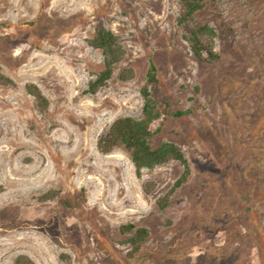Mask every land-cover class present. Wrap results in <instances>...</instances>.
Returning a JSON list of instances; mask_svg holds the SVG:
<instances>
[{"label":"rangeland","instance_id":"obj_1","mask_svg":"<svg viewBox=\"0 0 264 264\" xmlns=\"http://www.w3.org/2000/svg\"><path fill=\"white\" fill-rule=\"evenodd\" d=\"M182 14L179 0H0V70L14 80L0 83V264L18 255L35 264H264V0L210 1L185 23ZM203 22L217 30L210 62L184 39ZM98 25L126 53L92 93L88 82L103 68L89 42ZM151 61L162 110L151 143L176 141L191 166L172 192L177 161L138 173L125 146L98 147L117 117L141 116ZM127 67L134 76L122 80ZM30 82L49 99L46 110ZM80 136L83 163L66 180L57 155ZM137 227L148 235L133 249Z\"/></svg>","mask_w":264,"mask_h":264},{"label":"trees","instance_id":"obj_2","mask_svg":"<svg viewBox=\"0 0 264 264\" xmlns=\"http://www.w3.org/2000/svg\"><path fill=\"white\" fill-rule=\"evenodd\" d=\"M179 1L183 6V14L179 21L185 23L192 21L196 12L202 10L210 1L216 0ZM216 35L215 26L208 22H203L195 24L184 34V39L187 41L191 52L197 58L210 62L219 55L215 47ZM89 42L93 47L100 49L103 55V68L96 72L94 77L88 82V90L94 93L112 78L117 63L123 59L126 53V48L118 34L104 25H98L95 28ZM133 76L134 70L131 67L123 68L119 72V77L122 80L130 79ZM157 80V66L154 61H151L147 70L146 80L140 88L143 98L141 116L125 115L117 117L111 123L108 132L99 137L98 147L101 151L108 152L117 144L125 146L138 173L144 167L152 168L170 160L177 161L182 166V171L173 184L172 192L188 180L191 174V166L182 146L176 141L165 140L157 145H152L151 143V136L154 133L152 123L162 114V110L159 108L157 100L153 97L151 91V85ZM0 83L14 84V80L0 70ZM26 89L36 98L40 108L46 110L49 105V99L38 85L30 82L26 84ZM184 113H187V110L172 112L173 115L177 116ZM171 192L158 199L161 207L168 204ZM55 194V190H49L44 194V197L50 199ZM129 228H134V225L126 224L121 226L122 230ZM147 235V228L137 227L131 237L133 249H137ZM12 264H35V262L26 255H18Z\"/></svg>","mask_w":264,"mask_h":264},{"label":"bare ground","instance_id":"obj_3","mask_svg":"<svg viewBox=\"0 0 264 264\" xmlns=\"http://www.w3.org/2000/svg\"><path fill=\"white\" fill-rule=\"evenodd\" d=\"M2 103H3V101H2ZM69 120H70V118H69ZM77 124H80V121L78 123L76 122V125ZM65 126H67V125L65 124ZM37 128H38L37 131H40L42 126L40 124H38ZM68 130L72 131L71 128H68ZM3 139H5V138H3ZM7 139H8V142H11L14 145L16 144V143H14V141L10 137H8ZM70 142L74 143L75 147L72 148L71 150H67L66 153L65 152L61 153L60 152L61 150H60L59 154L57 155V157H59V158L56 161V166H55L65 176L66 180H70L69 178L76 175L77 167H79L83 163L81 161H83V159H84L83 158V152H82V150H84L82 148V137L80 136L79 139H76V140H72V138L70 137ZM15 147H13L12 149H14ZM47 169H49L48 166L43 168L42 169L43 173H48L49 170H47ZM30 206H31V204H30ZM33 211L35 212L34 207H33ZM38 217L39 216H37L35 214H30V217L28 218V220L31 224H35V226H33V228L35 230L37 229V226L40 223Z\"/></svg>","mask_w":264,"mask_h":264}]
</instances>
